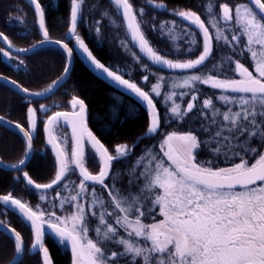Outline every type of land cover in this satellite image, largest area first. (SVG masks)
Returning a JSON list of instances; mask_svg holds the SVG:
<instances>
[{
  "label": "snow or ice",
  "instance_id": "snow-or-ice-1",
  "mask_svg": "<svg viewBox=\"0 0 264 264\" xmlns=\"http://www.w3.org/2000/svg\"><path fill=\"white\" fill-rule=\"evenodd\" d=\"M28 2L34 6L36 23L43 36L40 43L61 45L67 52L66 63L63 74L43 91L30 92L15 81L10 82L30 96H45L64 83L70 72L69 58L73 49L64 40L49 38L45 8L40 0ZM147 2L154 8L170 11L186 24L183 28L176 21L152 25L173 42L175 52L181 51L180 42L187 44L184 50L187 53H192L197 46L202 47L195 59L173 60L168 54L161 55V50L153 47L144 33L143 26L150 23L143 19L144 9L135 8L132 0H109L116 17L108 9L102 11V17L108 18L111 26L123 29L133 45L153 64L185 72L201 68L212 57L214 42L231 54L212 63L205 72L173 77L170 81L162 75L150 73L156 76V83L151 84L150 91H145L133 80L125 79L124 75L101 63L78 35V21L83 15L85 0H70V26L66 38L74 37L90 63L118 87L131 92L149 112V126L141 139L156 135L160 129L153 94L160 97L166 84L168 91L164 93L163 102L169 105L167 115L173 121L188 118L189 130L165 133L159 142V153L146 149L129 169L133 178L128 180L126 191L116 187L119 177L115 174L109 187L105 180L109 177L112 162L127 158L132 149L127 144H119L113 155L88 129L85 101L73 95L69 102L72 111H55L44 121L56 171L49 183L42 184L21 167L31 159L37 127V109L28 107L29 128L14 125L25 140L23 158L6 167L22 172L27 187L38 191L39 200L47 201L49 210L40 205L33 207L11 193L0 195L3 210L5 214L11 210L28 222L33 231L29 252L39 253L41 264H53L44 244L48 232L71 249L72 264H119L121 260L124 264H264V0H248L247 4L238 0L232 3L224 0L219 4L217 0H203L198 6L204 9V18L192 9L169 10L162 2ZM16 19L20 20L19 17ZM192 27L199 31L202 44H198ZM0 40L12 47L2 32ZM121 45L134 60L140 61L141 58L131 52L127 41L122 40ZM17 51L28 52L30 49L18 48ZM245 52L254 71L235 59L236 56L243 57ZM0 54L11 56L3 48H0ZM140 66L147 70V65ZM148 79V75L142 77L144 82ZM197 85L219 90L216 100L227 106L226 110L222 111L208 96L197 107L195 102L202 94ZM188 96L190 100L184 106L183 98ZM39 107L45 113L49 111V106L41 104ZM194 109L195 113L189 117ZM197 123L199 127H196ZM63 124L71 125V134L61 133L57 138L55 131ZM197 131L205 133L208 138L202 140L196 135ZM69 139L73 141L70 154L66 150ZM85 141L91 145L102 165L96 174L85 166ZM202 144L208 147L212 159L197 162L196 152ZM221 156L228 166L214 167V162ZM0 164H3L2 160ZM75 172L80 177L78 184L69 179ZM97 185L102 192H107V200L102 192L97 193ZM54 186L60 191L50 196L48 190ZM133 186L137 187L136 192L131 191ZM61 192L67 195H61ZM66 206L71 211L66 210ZM56 208L65 209V214L57 215ZM156 214L161 218L157 220ZM89 217L96 220L92 228L95 238L89 235ZM0 230L11 233L15 253L22 254L25 244L21 233L3 221H0ZM114 247L117 250H113Z\"/></svg>",
  "mask_w": 264,
  "mask_h": 264
},
{
  "label": "trees",
  "instance_id": "trees-1",
  "mask_svg": "<svg viewBox=\"0 0 264 264\" xmlns=\"http://www.w3.org/2000/svg\"><path fill=\"white\" fill-rule=\"evenodd\" d=\"M157 3H164L169 10L192 9L199 12L202 18L206 16L204 9L199 7L203 0H156ZM224 0H217V3H222ZM232 3L233 0H228ZM238 2L247 4V0H238ZM40 3L45 8L46 25L49 32V38L52 40H71L74 43V38L67 39L66 33L69 29L70 19V0H40ZM135 8L144 9V21L150 22L143 26L144 33L151 45L160 51L161 55L168 54L169 59L185 60L195 59L202 51V47L197 46L192 53L184 51L187 44L180 42V52H175L173 42L167 37L162 36L160 32L153 28L152 25H158L162 21H176L180 28L186 26L181 23L180 19L171 14L170 11H165L164 8H154L147 0H132ZM108 9L113 17H116V12L113 10L109 0H85L83 15L80 18L78 25V35L84 40L92 54L106 64L114 71L124 75L125 78L136 82L145 91H150L151 84L156 83V76L150 74L155 73L162 75L166 81H170L173 77L180 78L187 74H198L207 71L212 63L216 62L224 55L231 54L228 50L222 49L220 45L214 42L212 57L201 68L174 72L164 70L155 66L148 61L133 45L129 37L121 28H115L109 24L106 17H102V11ZM19 17L20 20L16 18ZM37 16L34 12V7L27 0H0V32L11 41L17 48H28L43 40V36L37 26ZM99 27V31L96 28ZM196 33L198 44H202L200 33L194 27L191 28ZM214 31V30H212ZM127 41L131 52H135L141 59L136 61L133 59L129 51H125L121 45V41ZM0 48L3 45L0 42ZM6 50V49H5ZM239 51V49H237ZM15 64H11L5 60L3 54H0V75L7 76L19 83L24 88H28L32 92L43 91L52 81L57 80L63 74V69L66 63V53L57 47L42 48L28 56H15ZM235 59L240 60L249 69L254 70L247 52L244 56H236ZM20 62H23L22 64ZM147 65V70L140 65ZM215 74V73H213ZM148 75V82H144L142 77ZM231 75V73H229ZM202 93L200 98L195 102L199 107L202 100L208 96L212 97L214 103L221 110H226L225 105L216 96L220 94L219 90L212 89L207 85H197ZM168 91L167 84L162 89L160 97L153 94V100L159 111L160 129L154 136L143 138L149 126L150 115L141 102L130 95H127L112 86L103 82L96 76L78 56L75 60V65L70 78L65 84L51 97L43 100H33L24 97L10 85L0 82V117L7 119L16 124L22 125L24 128H29L27 121V108L35 107L37 109V127L34 133L35 153L32 160L23 171L29 173V176L37 183H49L55 176L56 163L54 152L51 146L47 144L44 121L48 115L55 111L70 110V100L73 95L83 99L90 110V125L93 131L103 140L106 147L111 153H115L116 145L127 144L132 152L127 158L117 159L113 163L112 173L108 185L112 186L114 174L119 177L116 187L121 190H127L128 180L133 178L129 169L134 165L136 159L145 153L146 149H152L153 153H159V142L163 140L164 134L171 131L185 132L189 130L188 118L185 121L170 120L166 109L169 105L163 102L164 93ZM234 95V94H233ZM190 100V96L183 98V104L186 106ZM179 102V101H178ZM49 106V111L45 113L40 109V105ZM189 114L192 117L195 113ZM207 123V121H204ZM199 127V123L196 124ZM68 133L70 136L71 129L68 124H63L59 128L58 135ZM56 135V133H55ZM202 140L207 139V135L200 131L196 132ZM57 136V135H56ZM57 136V138H59ZM70 144L73 143L69 139ZM254 144L256 141L253 142ZM69 144V145H70ZM213 147L215 145H212ZM25 151V140L17 130L9 128L0 123V157L7 164L17 163ZM95 154L88 155L89 167L94 170V173L99 172L101 164L98 163V157ZM198 162L212 159V154L208 147L201 145L197 153ZM225 167L223 157H219L218 161L214 162L213 166ZM139 171V170H138ZM20 177L19 180L14 179ZM70 180L79 183L80 177L77 172L71 173ZM107 184V182H106ZM91 190V186H90ZM136 186L131 188V191L136 192ZM60 191L58 187L48 190L50 196H55L56 192ZM97 193H101L102 189L96 186ZM11 193L14 197L23 198L33 207L40 205L45 210H49L48 203L39 200L37 190L29 189L22 176V172H12L0 167V195ZM105 200H107V192H102ZM61 195H67L66 192H61ZM66 210L71 209L66 206ZM60 215L65 213V209L56 208ZM111 211V208H109ZM161 217L156 214V219ZM0 221H3L11 228H15L23 236L26 252L20 264H41V255L39 253H30L29 248L33 243V231L17 213L8 210L5 214L2 202H0ZM145 222H152L146 220ZM96 224L93 217L88 218V226L90 236L95 238L92 228ZM123 234V233H121ZM45 246L48 247L53 264H72V254L69 247H65L57 241V238L50 234H46ZM113 250H117L114 249ZM17 255L14 251V241L10 233H5L0 230V264H11ZM119 264H124L121 260Z\"/></svg>",
  "mask_w": 264,
  "mask_h": 264
},
{
  "label": "water",
  "instance_id": "water-1",
  "mask_svg": "<svg viewBox=\"0 0 264 264\" xmlns=\"http://www.w3.org/2000/svg\"><path fill=\"white\" fill-rule=\"evenodd\" d=\"M28 1V0H27ZM248 1V0H247ZM33 6V5H32ZM34 7V6H33ZM79 21H80V19H79ZM79 21H78V25H79ZM54 41V40H53ZM0 42H1V44L3 45V47L7 50V51H9L12 55H15V56H28V55H30V54H32V53H34V52H36V51H38V50H40V49H42V48H46V47H57V48H60V49H62L65 53H66V55H67V52H66V50L61 46V45H58V44H56V43H37V44H34V45H36V47H33V46H31V47H28V49H30V51H28V52H18L17 51V47H15L13 44H12V47H9L8 46V44H6L5 42H3L2 40H0ZM68 46H69V44H68ZM70 47V46H69ZM71 48V47H70ZM136 49L139 51V49L136 47ZM77 52H78V55H79V57L81 58V60L83 61V63L96 75V76H98L103 82H105L106 84H109V85H111V86H113V87H115V88H117V89H119V90H121V91H123V92H125V93H127V94H129V95H131L132 97H134V98H136L131 92H126L123 88H121V87H118L117 86V84L116 83H114L110 78H108L107 76H106V74H103L102 73V71H100V70H97L95 67H94V65L92 64V63H90V61H89V59L87 58V55L81 50V49H78L77 50ZM140 52V51H139ZM148 61H150L142 52H140ZM70 59V61H71V67H70V72H69V74L65 77V81H64V83L62 84V86L65 84V82L70 78V76H71V74H72V72H73V69H74V65H75V53H74V51L72 52V56L69 58ZM151 62V61H150ZM207 62V61H206ZM205 62V63H206ZM152 63V62H151ZM153 64V63H152ZM155 66H158L159 68H162V69H164V70H169V69H165V68H163V66H161V65H156V64H154ZM170 71H174V72H183V71H181V70H170ZM0 77H3V79H0V82H4V83H6V84H8V85H10L12 88H14L17 92H19L21 95H23L24 97H26V98H29V99H33V100H43V99H47V98H49V97H51V96H53L61 87H59L58 89H56V90H54V92L53 93H48V94H46L45 96H30L29 94H27V93H24V92H22L21 90H20V88L19 87H17L16 85H14L13 83H11L10 81H14V80H12L11 78H9V77H7V76H3V75H0ZM16 82V81H15ZM16 84L17 85H20L19 83H17L16 82ZM21 86V85H20ZM23 87V86H22ZM30 92H32V91H30ZM137 99V98H136ZM157 108V107H156ZM87 116H88V109H87V111H86V119H87ZM4 121H8L9 123H4ZM0 123L1 124H3V125H5V126H7V127H9V128H12V129H14V130H17V128L16 127H14V125L16 124V123H14V122H11V121H9V120H7V119H4L3 118V120H0ZM86 125H87V122H86ZM26 129V128H25ZM18 131V130H17ZM45 133H46V131H45ZM98 138V137H97ZM46 139H47V133H46ZM32 144H33V152H32V155H31V159H29L28 161H26V165H24V166H21L22 167V169H25L26 167H27V165L30 163V161L32 160V158H33V155H34V153H35V147H34V140L32 141ZM84 153H85V155H86V141H85V143H84ZM0 160H2L1 159V157H0ZM3 161V160H2ZM112 164H113V162H112ZM7 165H10V164H7V163H5L4 161H3V164H0V167L1 168H3V169H5V170H8V171H12V172H15V171H17V170H15V169H12V168H10V167H6ZM111 171H112V165H111ZM111 171H110V174H111ZM110 174H109V176H110ZM109 178V177H108ZM108 178H106V180L108 179ZM105 180V181H106ZM54 187H56V186H54ZM10 233V232H9ZM48 233H50V232H48ZM11 234V233H10ZM47 234V233H46ZM46 234H45V236H44V243H45V238H46ZM51 234V233H50ZM24 244H25V242H24ZM70 249V248H69ZM70 251H71V249H70ZM25 252H26V247H25V250L23 251V253L22 254H18L17 255V258L11 263V264H20V262L22 261V259H23V257H24V255H25Z\"/></svg>",
  "mask_w": 264,
  "mask_h": 264
},
{
  "label": "flooded vegetation",
  "instance_id": "flooded-vegetation-1",
  "mask_svg": "<svg viewBox=\"0 0 264 264\" xmlns=\"http://www.w3.org/2000/svg\"><path fill=\"white\" fill-rule=\"evenodd\" d=\"M74 38V37H73ZM52 40V39H51ZM55 41V40H54ZM65 43H67V44H69V46L73 49V51H74V53H75V60H76V58L79 56L78 55V52H77V50L79 49V47L76 45V42H75V39H74V43H73V45L71 44V40H68V41H64ZM100 61V60H99ZM101 62V61H100ZM102 63V62H101ZM105 66L106 67H109V66H107L106 64H105ZM112 69V68H111ZM113 70V69H112ZM125 78V77H124ZM125 79H127V78H125ZM109 85V84H108ZM111 86V85H110ZM113 87V86H112ZM113 88H115V87H113ZM115 89H117V88H115ZM117 90H119V89H117ZM119 91H121V90H119ZM121 92H123V91H121ZM123 93H125V92H123ZM125 94H127V93H125ZM127 95H129V94H127ZM131 96V95H130ZM86 104V103H85ZM87 106V105H86ZM87 109H88V116H87V119H86V122H87V127H88V129L96 136V137H98V139L104 144V142H103V140L96 134V132L95 131H93V129H92V127H91V125H90V121H89V118H90V110H89V107L87 106ZM65 111H72V108L70 109V110H65ZM68 126L70 127V129H71V125L70 124H68ZM105 145V144H104ZM106 146V145H105ZM90 154H95V152H94V150L91 148V145L86 141V155H85V166L87 167V169L91 172V173H93V174H96V173H94V170L91 168V167H89V161L87 160V158H88V155H90ZM96 155V154H95ZM94 155V156H95ZM115 161H117V160H114L113 161V163L115 162ZM102 166V165H101ZM112 168H113V164H112ZM98 173V172H97ZM111 173H112V171H111ZM77 174H78V172H77ZM78 176H79V174H78ZM110 177H111V174H110ZM110 177L105 181V183L107 182V184L109 183V180H110ZM90 186L91 185H89V189H90ZM98 186V185H97Z\"/></svg>",
  "mask_w": 264,
  "mask_h": 264
},
{
  "label": "rangeland",
  "instance_id": "rangeland-1",
  "mask_svg": "<svg viewBox=\"0 0 264 264\" xmlns=\"http://www.w3.org/2000/svg\"><path fill=\"white\" fill-rule=\"evenodd\" d=\"M7 51V50H6ZM4 58H5V60L6 61H8L9 63H11V64H15V62H16V60L17 59H15L14 58V56L11 54V56L10 57H5L4 56ZM249 70H251V69H249ZM254 71V70H253ZM255 74V73H254ZM238 78V77H237ZM58 132H59V130H57V131H55V133H56V135L59 137V135H58ZM61 132H62V130H60V134H61ZM64 134H67L68 135V133L66 132V133H64ZM70 142L68 141V145L66 146V150L69 152V154L71 153V149H72V147H73V143L72 144H70ZM197 153H198V151L196 152V159H197V162H198V158H197ZM113 155H115V153H112ZM110 177V176H109ZM110 187V186H109ZM44 203H47V201H43ZM41 208H43L44 209V207H41ZM55 211H56V209H55ZM57 212V211H56ZM65 214V213H64ZM64 214H62V215H64ZM57 215H60L59 213H57ZM89 235H90V232H89Z\"/></svg>",
  "mask_w": 264,
  "mask_h": 264
}]
</instances>
